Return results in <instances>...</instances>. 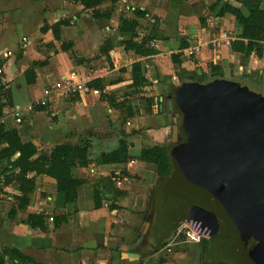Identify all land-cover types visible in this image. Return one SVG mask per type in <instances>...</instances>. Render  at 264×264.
Instances as JSON below:
<instances>
[{
    "label": "crops",
    "instance_id": "0c3cea01",
    "mask_svg": "<svg viewBox=\"0 0 264 264\" xmlns=\"http://www.w3.org/2000/svg\"><path fill=\"white\" fill-rule=\"evenodd\" d=\"M31 1L35 2V0H9V5H6L0 0V29H3L4 23L8 24V21L13 25L15 20L30 19L34 16L31 13L36 16L33 17L35 30L32 39L23 32L20 36L16 35L13 47L0 49L2 71L0 77L10 89L12 99V104L3 109L2 122L5 129H16L23 142H31L41 151L47 152L58 144H77L80 140L86 139L90 142L89 162L86 166L72 169V175L84 180V183L78 187L76 199L65 206H59L60 193L56 190L55 180L46 175L36 176L33 192L24 210L18 208V201L9 194V211L0 214V256L2 249L6 248L17 250L39 264H159L161 259L165 260L163 264H173L164 256H161L157 263H152V259L161 252L160 250L140 261L141 253L144 255L156 248L155 240H152L148 234L150 223L146 213L149 195L156 186L154 182L158 177L153 163L139 160L143 147L162 145L163 138L169 140V135L170 138L173 136V126L168 123V113L167 116L162 112L149 113L148 110L144 113L139 107L138 115L128 118L127 126L119 132L120 135L101 136L95 129L106 124L105 114L110 113V118L114 119L113 98L109 93L114 87L122 85L134 88L130 87L134 62L140 63L142 74L148 81L146 85L150 82L158 83V77L176 76L181 69L207 74L211 70V65L221 67V71L228 69L247 76L261 75L264 79V42L255 46L249 55L233 51L230 43L227 44L226 41L230 42L242 31L235 17L228 12L221 16L215 13L212 23L208 25L205 21L210 20L208 18L212 13L211 9L203 7L199 15L206 20L198 19L196 13L189 9L188 0L179 8L173 0H161L163 4L155 0V4L157 6L160 4L162 9L158 10L154 7L151 12L158 13L157 15L159 12L164 13L171 22V29L168 30L167 26L161 23V28L152 27L142 35L137 28L148 13L144 6L148 1L132 0L137 7L131 8L132 11L127 18L138 23L134 40L140 41L142 37L151 35L152 38L148 43L157 51L156 54L142 56L123 48V40L130 39L131 34L118 30L120 21L111 24L112 28L101 26L106 28L100 30L90 10L67 0H52L54 4L50 3L51 7L42 4L41 8L33 6L34 11L30 7L29 10L20 13V8L25 5L31 6ZM43 1L36 0V2ZM234 1L233 4L226 2L238 7L244 15L249 14L251 7L264 9V0ZM186 6L188 8L183 10L182 8ZM136 9L146 11V14L138 17L134 13ZM70 10L81 12L79 18L77 15L73 16L77 20L76 23L65 18ZM178 10L179 12L182 10L181 13H178ZM170 14L172 15L169 16ZM89 15L95 20L93 24L88 23L84 18ZM61 19H68L69 25L60 26L59 40L54 39L50 29L41 32L44 25L52 26ZM151 22L154 23L155 19L153 18ZM23 37L28 41V45L38 39L45 45L52 43L54 47L53 52H48L49 60L36 48L27 47L28 45L21 42ZM181 40L188 44V47L182 50H180ZM63 42L70 43L69 50L61 49ZM104 42L111 44L107 55L99 52ZM194 47H199V50L187 55L186 52ZM70 51L76 55V58H73L74 62L66 56ZM177 53L180 54L179 61L174 63L171 55ZM96 54L99 56L103 54L101 56L106 57L113 65L109 71L126 67L130 77L126 81L110 82L109 72L102 67L90 75L87 74L85 66ZM60 59L65 61L66 68L53 77L55 83L62 76L73 75L85 84L86 91L71 96L52 87L50 78L53 76L52 68L55 61ZM34 61H46V63L35 69V82L27 84L24 72ZM93 80L97 81L93 84L94 87L89 88L88 83ZM106 82L110 86V91L106 90ZM146 85L135 90L142 89ZM173 85L167 81L163 88L169 92ZM47 87L53 89L46 106L50 107L26 112L23 121L16 122L14 112L25 107L27 111V106L43 94V90ZM116 121L117 119L111 125L114 129L117 127ZM140 127L146 128L145 140L138 131ZM122 137L128 144L130 159L125 163L98 164L96 158L102 152H110L117 148ZM146 141H150L151 145L145 146ZM1 199H4V196L1 195ZM11 210H14L12 215ZM30 213L43 215V228H32L28 225L26 217ZM146 215L147 217L144 218ZM57 216L64 217L60 223H56ZM49 217H53L54 220L49 221ZM142 225H146L145 234ZM2 257L9 264H30L19 263L17 259L7 254Z\"/></svg>",
    "mask_w": 264,
    "mask_h": 264
},
{
    "label": "trees",
    "instance_id": "16d2710c",
    "mask_svg": "<svg viewBox=\"0 0 264 264\" xmlns=\"http://www.w3.org/2000/svg\"><path fill=\"white\" fill-rule=\"evenodd\" d=\"M36 1V0H35ZM70 2L80 4L84 9L91 11V16L97 20H109L114 10L113 5L119 0H67ZM109 1L111 8L108 11H101L99 6L104 2ZM231 13L237 22L241 25V34L236 36L230 41V47L233 51L244 53L249 55L255 46L264 42V9L259 7H251L248 15H244L242 11L227 2L223 3L220 10L217 12L218 16L224 13ZM138 17H143L146 11L136 9L134 11ZM69 25L68 19H61L52 26L44 25L41 28V32H46L48 29L52 31L55 40L60 39V26ZM138 23L133 19L123 18L120 20L118 30L131 34L130 39H125L122 42L123 48L126 51L132 50L138 55H153L157 51L155 48L149 45L151 35H147L141 38L140 41L134 40L136 36V28ZM70 43L63 42L61 49L63 51L69 50ZM188 44L181 40L180 50L187 48ZM111 48V44L104 42L100 47V52L107 55ZM180 54H172L171 60L174 63L179 61ZM46 61L37 62L34 61L25 70L24 76L27 84H33L35 82V69ZM221 71V67L217 65H211L210 73H218ZM176 77L179 79L177 85H173L169 89V97L172 98L176 107L183 114L185 101V92L190 86L194 84H208L214 79L209 81L208 74L198 73L197 71H188L181 69L176 73ZM97 80H93L88 83V87H94V83ZM147 79L142 74L141 65L139 62L132 64L131 71V84L130 87L140 88L147 84ZM99 89V88H98ZM6 99V100H5ZM12 104L11 91L1 81L0 77V196L3 194H10L18 201V208L24 210L30 200V196L34 189L35 178L37 175H46L55 180V187L58 193H60L59 206H65L67 203L73 202L77 197V189L84 180L75 178L72 175V169L75 167H83L88 164V151L90 148V142L86 139L80 140L77 144L63 143L54 146L50 151H41L31 142H23L20 138V134L16 129H5L2 118L4 116L3 109L6 106ZM39 110H45V107L38 108ZM185 114V113H184ZM187 121V118L184 117ZM188 124V121H187ZM183 133H189L188 126L184 123ZM180 143L178 145H182ZM164 143L162 145H153L150 147H143L140 151L139 160L143 162L153 163L156 167V176L158 181L167 179L171 174L173 156L175 155V147ZM130 159L128 153V144L124 137L120 138L118 147L110 152H102L97 158L98 164L106 163H125ZM154 189L149 195V205L146 214L151 212L152 202L154 198ZM14 210H11L10 214ZM187 211L177 216L174 219V223L171 228L165 232L167 228L166 223L163 221L158 222L156 225L149 227L148 234H152L156 242V248L154 251H150L142 255L141 260L148 255H152L160 250L166 243L169 234L173 233L176 227L184 220H187ZM64 217L57 216L56 223H60ZM54 220V218H53ZM26 222L32 228H43V215L30 213L26 217ZM212 237L203 238L199 242V264H217L221 261L219 255L222 247L217 245ZM101 246V245H100ZM10 255L11 258L17 259L20 262H28L30 264H39L34 262L29 257L22 255L14 249H2V256ZM0 256V262H3V257ZM240 258V257H239ZM237 264H242V259H239ZM164 259L159 261V264H163Z\"/></svg>",
    "mask_w": 264,
    "mask_h": 264
},
{
    "label": "rangeland",
    "instance_id": "374dc122",
    "mask_svg": "<svg viewBox=\"0 0 264 264\" xmlns=\"http://www.w3.org/2000/svg\"><path fill=\"white\" fill-rule=\"evenodd\" d=\"M142 2L146 0H140ZM148 3H145V7L147 10V15L144 17V20H142L139 23V27L137 28L138 32H140L142 35L145 34L150 28L152 27H158L161 28V23L165 24V27L169 30L171 29L170 24L171 22L168 21V17H165L164 13L159 12V15H157L153 11L152 8L156 7L158 10H161L162 7H160V4H163L161 0L160 4L157 6L155 4V0H147ZM176 2L177 8L181 7V5L186 0H173ZM179 1V2H178ZM230 2L233 4L235 3L234 0H188V7L193 12L196 13L198 19L206 20L203 16L199 15L202 11V8L209 7L211 9V15L206 20L205 23L208 25L211 24L213 17L215 16V13L218 12V10L221 8L223 2ZM233 1V2H232ZM167 2V1H166ZM3 4L9 5V0H2ZM31 6H22L20 13L29 10L30 7H38L41 8L43 6H49L51 7L50 3H52V0H44L43 2H33L31 1ZM14 4V3H13ZM43 4V6H42ZM54 4V3H52ZM131 4H134L133 6ZM137 4L133 2L132 0H119L116 4L113 5L114 10L112 12V16L109 20H100L95 21L93 20L90 15L89 17L85 16V20L93 24V21H95V24L99 27L100 30H105L106 26L111 27V24L115 22H119L123 18H127L129 13L132 11V7H137ZM111 3L109 1L104 2L101 6H99V9L101 11H108L111 7ZM183 7L182 9L188 8ZM165 8V6H164ZM34 11V10H33ZM83 11H85L83 9ZM182 11V10H181ZM181 11L178 13H181ZM35 13V12H34ZM81 12L77 10L69 11L66 14L65 18H68L69 20L73 21V23H76L77 20L73 18L74 15H77L79 18ZM88 13V12H87ZM173 13V12H172ZM33 17H36L35 14ZM90 14V13H89ZM170 14L169 16H171ZM33 17H30V19L25 21H17L15 20V24L11 25V23L8 21V24L4 23V28L0 29V31H3L0 33V49H8L13 47L16 35L19 36L24 32L25 35L32 39L33 37V31L34 28V21ZM17 16H15V19ZM155 19V22L152 23L151 20ZM168 22V23H167ZM203 24V22H202ZM105 27H101L104 26ZM16 26V28H14ZM155 27V28H156ZM212 27V26H210ZM85 29L90 33L89 29L85 27ZM212 29H214L212 27ZM16 32H15V31ZM72 31H69L71 33ZM27 38V39H28ZM22 42V41H21ZM28 45V43L26 44ZM29 46H32L33 48H36L45 58L49 60L50 56H48V52H53L54 45L52 43L45 45V43H42L40 39L33 41L32 43H29ZM264 46V44H263ZM26 47V48H27ZM100 52V51H99ZM101 53V52H100ZM103 55V54H101ZM95 55L91 57V59L88 61V63L85 66V71L87 74L93 73L96 69L99 67L106 68L105 70L109 73V80L110 82L113 81V83H117L118 80L126 81L130 75L129 72H127L126 67H122V69H117L115 71H109L111 68H113V65L109 63V60H107L104 56ZM67 58L71 61H73V58H76V55L73 52H68L66 54ZM191 58V56H189ZM74 62V61H73ZM264 63V60H263ZM66 68L65 61L63 59H60L58 61H55V65L52 68V75L50 78L52 79V87L55 86L54 78L55 75L60 71ZM0 72H2L0 70ZM209 81L214 79L215 77L210 75V72L207 73ZM158 83H148L146 87L142 89L135 90V88H128L126 85H122L120 87H114L112 91H110V86L106 82V90L110 91L109 93L113 98V105L112 108L114 109L113 116L114 119L110 118V113L105 114L104 120L106 121V124L102 127H99L98 129H95L98 134L104 137H111L112 135H120L119 132H122L124 129V126H127V120L128 118H131L133 116H137L139 111L138 108L140 107L144 113L148 110L149 113H164L165 115L168 113L167 120L169 125L174 126L175 125V118L176 116L171 114L167 111V97L169 95L168 90H165L163 88L165 82H169L170 85L175 83L177 85L180 81L176 76H170L168 78L158 77ZM59 79L57 80V82ZM241 81V84H243L246 88H248L251 91L264 94V88H261L260 86L256 85L254 82L246 79H239ZM126 83V82H125ZM37 95V93L35 94ZM42 95V94H41ZM41 95H39L36 99H34L30 104L36 105L37 101L41 98ZM161 97V101L159 102V98ZM6 100V99H5ZM102 101V100H101ZM139 105V106H138ZM48 106V104H47ZM50 107V106H49ZM46 107V108H49ZM26 108V107H25ZM25 108L21 109V122L23 121V118L25 117L24 114L36 111V109L40 108V106H35L32 110L26 111ZM27 112V113H26ZM185 113V114H184ZM184 113L183 117L187 118V121L185 118H183L184 123L189 128V133L187 135L186 142L182 145H174L176 151L175 155L173 156L172 161V169L171 174L169 177L165 180L161 179L158 181L155 180L153 187L154 191V198L152 202L151 212L148 213V216L150 217L148 222L151 224V226L156 225L158 222L163 221L166 223L167 228L165 229V232L168 231L169 228L174 223V219L177 218V216H180L183 212H189L192 205L198 204L201 207L210 209L219 215V211L216 210V206L212 203V195L216 192V189L218 188L216 184V178L220 171L223 170L222 167H220V162L215 156H211V152H209L208 147L203 148L201 143V137L199 136V126L198 121L194 123L195 118V110L194 108L191 109V114H189V107L188 105H184ZM117 119V127L114 129L111 125L114 124V120ZM112 129V131H110ZM145 129L144 127H140L138 129L139 132H141V135L143 137V140L147 139L145 136ZM169 135V140H165V138L162 139L163 143L172 144V137ZM176 141V140H175ZM183 143V141L181 142ZM180 144V143H179ZM145 146H150L151 142L146 141L144 143ZM4 199L0 200V214L4 211L5 214L9 211V194H3ZM215 206V207H214ZM219 210V209H218ZM217 212V213H216ZM144 216V218H146ZM227 220V219H226ZM146 223V221H145ZM147 224V223H146ZM237 224L234 226V228L229 230L224 229L223 231L219 232L218 234L213 236V240L211 242L215 241L217 245L222 247L221 253L219 255V258L222 261V258L226 256V254L229 251H233L232 254L236 255L237 258L242 259V264H249L247 262V259L245 258L244 253L239 247L238 240H237ZM143 233L147 231L146 225H142ZM227 230V231H226ZM144 233V234H145ZM135 237H137L135 235ZM150 237L152 240H154V237L152 234H150ZM172 234L168 237V240H171ZM155 242V241H154ZM199 244L194 246L187 242H178L175 246H173L171 252L164 253L160 252L157 256L152 259V263H157L161 256H164L166 259L169 260V263L173 264H199ZM244 255V258H243ZM217 264H223L220 261H218Z\"/></svg>",
    "mask_w": 264,
    "mask_h": 264
},
{
    "label": "water",
    "instance_id": "95a60500",
    "mask_svg": "<svg viewBox=\"0 0 264 264\" xmlns=\"http://www.w3.org/2000/svg\"><path fill=\"white\" fill-rule=\"evenodd\" d=\"M237 74L224 69L220 75L225 78L186 89L185 101L189 114L195 110L202 146L223 169L211 199L219 215L194 204L187 220L200 223L208 237L226 228L230 232L237 224L247 262L264 264V96L226 79ZM176 130L175 123L173 134Z\"/></svg>",
    "mask_w": 264,
    "mask_h": 264
},
{
    "label": "built area",
    "instance_id": "2783aa9c",
    "mask_svg": "<svg viewBox=\"0 0 264 264\" xmlns=\"http://www.w3.org/2000/svg\"><path fill=\"white\" fill-rule=\"evenodd\" d=\"M22 42L25 44L28 43L26 38H22ZM229 44V40L226 41ZM199 50V47H194L187 51V55L194 54ZM55 90H60L66 95H76L81 94L87 90L85 84L82 81L77 80L73 75L62 76L58 82L55 83ZM53 89L47 87L43 90V94L41 98L37 101L35 106L46 107L49 102V97ZM34 105L29 104L27 106V111L32 110ZM14 118L16 122H20L21 120V110H16L14 112ZM49 221H53V217H49ZM203 238H208V233L202 225L193 220H184L176 227L174 232L172 233V238L169 240L160 251L164 253L171 252L173 246H175L178 242H187V243H195L199 244V242ZM0 264H9L7 261L0 262Z\"/></svg>",
    "mask_w": 264,
    "mask_h": 264
},
{
    "label": "flooded vegetation",
    "instance_id": "af4514ba",
    "mask_svg": "<svg viewBox=\"0 0 264 264\" xmlns=\"http://www.w3.org/2000/svg\"><path fill=\"white\" fill-rule=\"evenodd\" d=\"M213 76L215 77L214 80L225 78L224 76L220 75V72L214 73L212 75V77ZM226 79L235 81V82L239 83L243 87H245V86L243 84H241V81H239V79H246V80H250V81L254 82L256 85L260 86L261 88H264V79L262 78L261 75H258V76L257 75H255V76H247V75L241 73V74H238V75H234L233 77H228ZM261 95L264 96V94H261ZM167 107H168L167 111L176 116L175 123H176V126H177V130H176V133L173 134V136H172V145H177V144L181 143L182 141L186 142V139L188 137L186 136V134L183 133V127H184L183 118L184 117H183V114L176 107V105L173 102L171 97H168ZM232 253H233V251H229L226 254V256L224 258H222V261H220V262L223 263V264H237L238 261H240L239 260L240 258H237V256L232 254Z\"/></svg>",
    "mask_w": 264,
    "mask_h": 264
}]
</instances>
